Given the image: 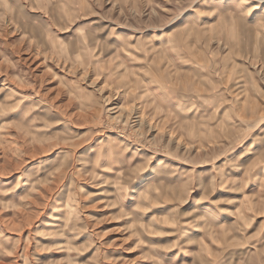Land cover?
<instances>
[{
  "label": "rangeland",
  "instance_id": "1",
  "mask_svg": "<svg viewBox=\"0 0 264 264\" xmlns=\"http://www.w3.org/2000/svg\"><path fill=\"white\" fill-rule=\"evenodd\" d=\"M0 264H264V0H0Z\"/></svg>",
  "mask_w": 264,
  "mask_h": 264
}]
</instances>
